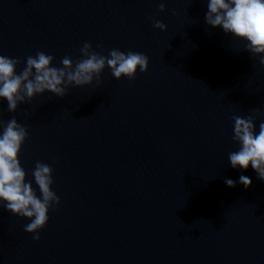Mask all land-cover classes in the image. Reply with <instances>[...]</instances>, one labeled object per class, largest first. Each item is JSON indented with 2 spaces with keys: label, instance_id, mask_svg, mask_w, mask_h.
<instances>
[{
  "label": "water",
  "instance_id": "obj_1",
  "mask_svg": "<svg viewBox=\"0 0 264 264\" xmlns=\"http://www.w3.org/2000/svg\"><path fill=\"white\" fill-rule=\"evenodd\" d=\"M206 11V0H0V55L17 73L38 51L75 64L85 42L149 62L14 113L0 101V122L28 131L26 179L35 188L36 163L49 165L60 200L39 240L0 207V264H264V181L228 162L234 117L264 121V66Z\"/></svg>",
  "mask_w": 264,
  "mask_h": 264
},
{
  "label": "clouds",
  "instance_id": "obj_2",
  "mask_svg": "<svg viewBox=\"0 0 264 264\" xmlns=\"http://www.w3.org/2000/svg\"><path fill=\"white\" fill-rule=\"evenodd\" d=\"M206 7L205 24L244 42V50L264 66V0H206ZM160 11H164L163 4ZM153 26L166 30L160 21H155ZM80 55L81 59L75 64L71 57H64L62 67L58 68L53 66L52 55L38 51L35 56L26 58L19 73V60L0 55V101L6 102L8 111L14 113L18 105L30 102L38 95L50 93L63 98L71 86H88L94 80L98 84L105 68L116 80H132L138 71L146 72L149 63L146 55L131 50L125 53L112 49L104 56L87 42L82 45ZM27 139V129L15 118L0 122V207L26 219L24 231L39 240L50 210L59 206L60 200L52 191L49 165L36 163L31 173L35 188L32 181L26 179L19 155ZM232 139L238 148L228 154L231 168L243 173L251 167L257 178L264 181V121L259 123L257 131L252 117H234ZM238 182L245 189L252 183L251 178L243 174ZM225 184L234 188L237 181L225 178Z\"/></svg>",
  "mask_w": 264,
  "mask_h": 264
}]
</instances>
